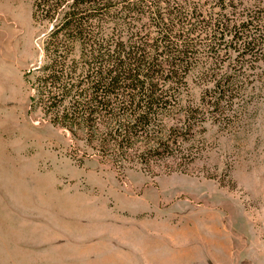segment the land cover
Masks as SVG:
<instances>
[{
    "label": "rangeland",
    "instance_id": "rangeland-1",
    "mask_svg": "<svg viewBox=\"0 0 264 264\" xmlns=\"http://www.w3.org/2000/svg\"><path fill=\"white\" fill-rule=\"evenodd\" d=\"M32 14L0 0V264H264V85L198 125L192 156L119 162L30 108L49 26Z\"/></svg>",
    "mask_w": 264,
    "mask_h": 264
},
{
    "label": "trees",
    "instance_id": "trees-1",
    "mask_svg": "<svg viewBox=\"0 0 264 264\" xmlns=\"http://www.w3.org/2000/svg\"><path fill=\"white\" fill-rule=\"evenodd\" d=\"M32 15L49 26L30 108L119 162L192 156L198 125L264 85V0H33Z\"/></svg>",
    "mask_w": 264,
    "mask_h": 264
}]
</instances>
